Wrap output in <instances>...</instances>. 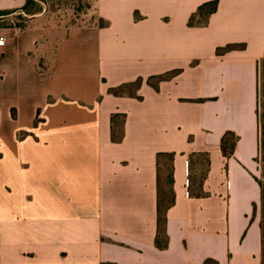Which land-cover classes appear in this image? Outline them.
<instances>
[{"label": "crops", "instance_id": "obj_1", "mask_svg": "<svg viewBox=\"0 0 264 264\" xmlns=\"http://www.w3.org/2000/svg\"><path fill=\"white\" fill-rule=\"evenodd\" d=\"M208 1L96 0L66 30L0 0V264H262L264 0H218L190 27Z\"/></svg>", "mask_w": 264, "mask_h": 264}, {"label": "trees", "instance_id": "obj_2", "mask_svg": "<svg viewBox=\"0 0 264 264\" xmlns=\"http://www.w3.org/2000/svg\"><path fill=\"white\" fill-rule=\"evenodd\" d=\"M218 0H211L201 4L197 10L190 16L188 20V25L190 27H205L208 25L209 19L212 14L217 11ZM24 14L28 16H34L38 13H41L42 9L38 7L35 0H25V4L21 8ZM12 11H1L0 15H6ZM137 18V13H136ZM99 24L101 26L107 25V23L100 19ZM245 44L243 43H231L225 46L218 47L216 49V54L218 56L224 55L228 52L234 50H243ZM173 73L168 74L169 76ZM160 76L158 79H162ZM141 80L139 79L135 84L139 85ZM124 87H119L112 89V93L119 94L123 91ZM258 100H257V113H258V123H259V157L258 161L260 164L261 175L259 178H256L260 188H261V203H260V228L262 236V264H264V58L260 60L258 65ZM119 114L112 116V139L114 141L119 140L120 133L118 129ZM237 142V136L232 132H227L221 139V150L225 157H231L234 154L235 145ZM198 157L201 158L203 165L198 171V173L191 177L194 180L195 191L193 194L197 196H203L205 193L202 189L203 180L206 177L207 170L209 168L210 160L208 153L199 154ZM168 183H171V179H167ZM256 210V206L254 207ZM164 222H165V205L161 197L158 202V237L156 238V245L158 248L163 249L166 247L167 241L163 239L164 233ZM164 240V241H163ZM209 264V263H206Z\"/></svg>", "mask_w": 264, "mask_h": 264}, {"label": "rangeland", "instance_id": "obj_3", "mask_svg": "<svg viewBox=\"0 0 264 264\" xmlns=\"http://www.w3.org/2000/svg\"><path fill=\"white\" fill-rule=\"evenodd\" d=\"M35 2L42 9L41 13L45 10L48 20L63 24L66 30L94 21L96 0H35Z\"/></svg>", "mask_w": 264, "mask_h": 264}, {"label": "built area", "instance_id": "obj_4", "mask_svg": "<svg viewBox=\"0 0 264 264\" xmlns=\"http://www.w3.org/2000/svg\"><path fill=\"white\" fill-rule=\"evenodd\" d=\"M4 43H5V40H4V38H3V37H0V46H3V45H4Z\"/></svg>", "mask_w": 264, "mask_h": 264}]
</instances>
